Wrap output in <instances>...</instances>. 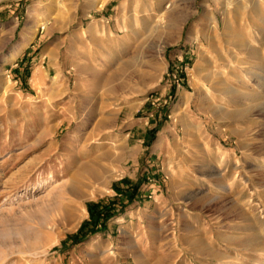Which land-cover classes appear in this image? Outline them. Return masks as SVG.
<instances>
[{
	"label": "rangeland",
	"instance_id": "obj_1",
	"mask_svg": "<svg viewBox=\"0 0 264 264\" xmlns=\"http://www.w3.org/2000/svg\"><path fill=\"white\" fill-rule=\"evenodd\" d=\"M255 1L246 16L216 0H0V264H264ZM96 162L109 183L81 195ZM139 176L154 177L142 202L85 237L88 205Z\"/></svg>",
	"mask_w": 264,
	"mask_h": 264
},
{
	"label": "bare ground",
	"instance_id": "obj_2",
	"mask_svg": "<svg viewBox=\"0 0 264 264\" xmlns=\"http://www.w3.org/2000/svg\"><path fill=\"white\" fill-rule=\"evenodd\" d=\"M241 1V2H240ZM218 2H221V3H223L230 11H235L236 13H237V11H238V9L239 8H243L245 11H244V13H246V11L248 10L249 11V9L251 8V9H253V11L254 10H256V8H257V6H259V5H257V3H256V1L255 0H249V2L246 4L245 2L243 3V0H237L236 1V3H235V0H216V3H218ZM171 5V4H170ZM225 7V8H226ZM226 10V9H225ZM240 10V9H239ZM221 11V10H220ZM242 11V10H241ZM247 11V12H248ZM256 11H258V10H256ZM226 12V11H225ZM234 12V13H235ZM261 12V11H260ZM259 11H258V13H260ZM242 13V12H241ZM238 14V13H237ZM247 14V13H246ZM217 15V14H216ZM223 15V14H222ZM242 15V14H241ZM251 15V14H250ZM207 16L209 17V19H213V16H211V15H209V14H207ZM246 16H248V14L246 15ZM258 16V15H257ZM223 17V16H222ZM232 17V16H231ZM240 17V16H239ZM261 17H263V15L261 16ZM260 17V18H261ZM220 18V17H219ZM226 18H228V17H226ZM225 18V19H226ZM230 18V17H229ZM244 18V17H243ZM250 18V17H249ZM252 18H253V15H252ZM259 18V17H258ZM211 19V20H212ZM215 20V22H214V24L213 25H211V28H212V30L215 32V33H220L219 31L221 30V28H222V24H221V22H220V20L219 19H214ZM232 20V19H231ZM237 20H238V18H237ZM253 20H255V19H253ZM230 21V20H229ZM239 21V20H238ZM251 21V20H250ZM225 22V21H224ZM223 22V23H224ZM244 22V21H243ZM252 22H255V21H252ZM225 24V27H229L228 25H227V23H224ZM249 24V23H248ZM255 24V23H254ZM230 25H231V23H230ZM238 25V24H237ZM252 25V24H251ZM232 27V26H231ZM257 27V26H256ZM256 27L254 28V29H256ZM259 27V26H258ZM257 27V28H258ZM238 28H240L239 26H238ZM210 30V29H209ZM233 30V29H232ZM225 31V30H224ZM257 32V31H256ZM239 33V32H238ZM237 33V34H238ZM210 34V33H209ZM240 34V33H239ZM235 35H236V33H235ZM242 35V34H241ZM240 35V36H241ZM223 36V35H222ZM235 37V36H234ZM233 38V37H232ZM242 38V37H241ZM244 38V37H243ZM220 39V38H219ZM226 39V38H225ZM247 39V38H246ZM245 39V40H246ZM214 40H216V39H214ZM237 40V39H236ZM235 40V41H236ZM239 40V39H238ZM217 41V40H216ZM219 41V40H218ZM242 41V40H241ZM244 41V40H243ZM233 42V41H232ZM250 42V41H249ZM217 43V42H216ZM237 43H240V45H242L241 44V42H237ZM262 43H264V40H262ZM245 44V43H244ZM244 44H243V46H244ZM246 45H248L247 43H246ZM238 46V45H237ZM223 47V46H222ZM213 48V47H212ZM258 52V51H257ZM221 53V52H220ZM219 55V54H218ZM13 56V55H12ZM254 57H259L260 55L258 54V53H254V55H253ZM54 81L56 82V84H59V83H61L62 82V79L61 78H59V77H54ZM7 83H9V81L8 82H6V84ZM259 98V97H258ZM260 104H262V106L258 109V112H259V115L261 116V117H263L264 118V101H262ZM259 104V105H260ZM257 106V105H256ZM255 114V110H254V108H253V106H249V107H244V108H241L240 110H238V112L236 113V117L237 118H239V120L240 121H242V123L244 122L245 123V120L247 119V118H251L253 115ZM254 149V148H253ZM255 152V151H254ZM256 153H258L259 154V156H260V159L261 160H263L264 161V141H262V142H260V144H259V146H257L256 147ZM107 154V153H106ZM110 156H111V154H110ZM97 163V162H96ZM227 163H229V160L228 159H226V156L224 157V161H223V167L221 168V171L224 173V174H227V172H229L230 170L229 169H227V167H226V164ZM252 164V163H251ZM241 165H242V163H241V161H238V162H236V165H235V167L233 168L234 169V173H235V175L236 176H238V173H239V176H241V172L240 171H243V170H241L240 169V167H241ZM243 166V165H242ZM86 167V166H85ZM87 169H86V172H87V174L85 175V177L82 179V180H80V182H79V186L76 188V190H77V192L79 193V194H81V195H86L88 192H95L97 189H98V187L100 186V185H107L108 183H109V179H108V177H106V173L108 172V167H105L104 165H102L101 163H97V166H88V167H86ZM254 171H255V175L256 174H259V175H261L262 177H264V165H260V164H255L254 165ZM222 173V174H223ZM221 174V175H222ZM209 175V174H208ZM217 175V174H216ZM219 175V174H218ZM210 176H212V175H210ZM215 176V175H214ZM224 177V176H223ZM222 177V178H223ZM235 178V177H234ZM234 178L233 177H231V178H229V179H225V177H224V179L221 181V188L225 191V192H228V191H230V189H231V180L233 181L234 180ZM239 179V178H238ZM259 179V178H258ZM262 180V179H261ZM263 181H264V179H263ZM246 182V181H245ZM249 182H250V180H249ZM254 182V181H253ZM214 183V182H213ZM256 185V184H255ZM259 186V185H258ZM234 188V187H233ZM258 188V187H257ZM233 190V189H232ZM259 191V190H258ZM235 193V192H234ZM248 198H250V201H245L244 203L245 204H249L250 202H252L251 201V197L249 196ZM262 199V198H261ZM262 201V200H261ZM244 203H241V204H244ZM244 206H246V205H244ZM248 206V205H247ZM227 207V206H226ZM234 207V206H233ZM230 208V207H229ZM237 208V207H236ZM246 209V208H245ZM225 210V209H224ZM231 210V209H230ZM72 212V213H71ZM71 212H69V213H67L70 217H72L73 216V214L75 213H73V211H71ZM237 214V216L238 217H243V213L242 212H237L236 213ZM236 216V217H237ZM245 217V216H244ZM247 219V218H246ZM180 221V220H179ZM180 225V224H179ZM180 227V226H179ZM198 228V227H197ZM203 228V227H202ZM233 228V227H232ZM236 228H238V229H241L242 228V226L240 225V226H236ZM203 229H205V228H203ZM202 229V230H203ZM201 230V229H200ZM198 231V230H197ZM205 232V231H204ZM225 237H227V238H229V239H238V240H240L241 239V237H240V235L238 236V235H225ZM262 238H263V236H262ZM260 239V238H259ZM264 239V238H263ZM263 239H261V241L257 244V242H256V244H255V246H253V247H251V249L252 250H254V251H257V252H259L258 253V255H263L264 254V240ZM197 241H199L200 240V238H197L196 239ZM207 241V240H206ZM192 242H193V240H192ZM200 242V241H199ZM205 242V241H204ZM209 245V244H208ZM210 246H212V245H210ZM243 247V246H242ZM194 248H195V246H194ZM214 249V248H213ZM250 250V249H249ZM197 252H198V250H197ZM212 253V252H211ZM247 257V256H246ZM223 260V259H222ZM225 260V259H224ZM262 262V260L260 259V258H258V261H257V263L256 264H262L261 263ZM160 263V262H159Z\"/></svg>",
	"mask_w": 264,
	"mask_h": 264
},
{
	"label": "crops",
	"instance_id": "obj_3",
	"mask_svg": "<svg viewBox=\"0 0 264 264\" xmlns=\"http://www.w3.org/2000/svg\"><path fill=\"white\" fill-rule=\"evenodd\" d=\"M151 128H153V126H150V129ZM142 140L149 142V139L146 137V135L143 136ZM150 147L153 148V150L150 152L151 154L157 152L158 147L157 146L154 147V142L151 144V146H149V145L147 146V148H150ZM153 180H154V177H153V179L152 178L147 179L146 177L142 178V176H139L137 178H131V177L125 178V183L123 185H117L115 187L117 190V196L116 197L111 198L108 202H104L102 200L91 202L88 205L90 218H88V220H86L84 222V225L82 226V232H84V234L90 235V234H92L91 232L94 228L98 229L99 232H102L103 229L107 228V225H108V223L112 217H115V216H121V217L125 216L126 217L128 215V212L121 211L118 208V206L121 205L122 208L125 206V209H126L127 208L126 204H133L136 199L138 200L137 202H142L141 198L143 197V195H145L146 188L150 185V182ZM156 181H158V179H156V177H155L154 182H156ZM124 203H125V205H124ZM110 205H112V207H113L112 208L113 215L111 217H109L106 220V222L101 223V221L98 220L99 211L101 208H103V207L108 208ZM121 217H119V218H121Z\"/></svg>",
	"mask_w": 264,
	"mask_h": 264
},
{
	"label": "trees",
	"instance_id": "obj_4",
	"mask_svg": "<svg viewBox=\"0 0 264 264\" xmlns=\"http://www.w3.org/2000/svg\"><path fill=\"white\" fill-rule=\"evenodd\" d=\"M112 208L113 207L110 205L108 208L107 207H103V208L100 209L99 214H98V220H100L101 223L106 222V220L113 215ZM98 232H99V230L94 228L91 233L95 234V233H98ZM88 235L89 234H86L85 237L88 236Z\"/></svg>",
	"mask_w": 264,
	"mask_h": 264
}]
</instances>
